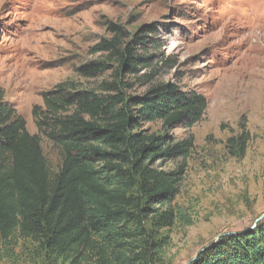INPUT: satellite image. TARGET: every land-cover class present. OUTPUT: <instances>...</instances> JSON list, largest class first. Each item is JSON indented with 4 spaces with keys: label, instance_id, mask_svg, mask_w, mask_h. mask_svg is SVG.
Here are the masks:
<instances>
[{
    "label": "rangeland",
    "instance_id": "rangeland-1",
    "mask_svg": "<svg viewBox=\"0 0 264 264\" xmlns=\"http://www.w3.org/2000/svg\"><path fill=\"white\" fill-rule=\"evenodd\" d=\"M118 27L122 48L131 44L145 59L135 71L119 70L97 48ZM167 83L207 104L191 129L142 127L174 142L193 138L185 160L157 163L183 169L175 205L191 224L168 231L166 263L188 264L217 238L264 220V0H0V92L38 136L53 173L61 152L33 116L45 110V96L60 89L104 95L108 85L136 95ZM243 132L239 157L226 142ZM21 244L12 253L0 243V264H31Z\"/></svg>",
    "mask_w": 264,
    "mask_h": 264
},
{
    "label": "trees",
    "instance_id": "trees-1",
    "mask_svg": "<svg viewBox=\"0 0 264 264\" xmlns=\"http://www.w3.org/2000/svg\"><path fill=\"white\" fill-rule=\"evenodd\" d=\"M112 32L98 50L119 70L135 71L145 59L131 44L122 48L119 27ZM104 92L60 89L34 111L38 131L61 152L54 173L38 136L0 92V243L14 253L22 242L20 255L31 264H167L168 231L191 224L175 205L183 169L161 165L185 160L193 138L174 142L142 127L191 129L205 114V98L170 83L136 95L118 85ZM247 142L243 132L226 143L243 157ZM190 264H264V220L222 237Z\"/></svg>",
    "mask_w": 264,
    "mask_h": 264
},
{
    "label": "water",
    "instance_id": "water-1",
    "mask_svg": "<svg viewBox=\"0 0 264 264\" xmlns=\"http://www.w3.org/2000/svg\"><path fill=\"white\" fill-rule=\"evenodd\" d=\"M261 218H264V215L261 216ZM252 228H254V227H252ZM252 228H250L249 230H251ZM219 238H220V237H219ZM219 238H217L213 243H211V244H209V245L203 247L201 250H199V251L197 252V254L195 255V257H194V258H193L188 264H190V263H192L194 260H196V258H197L202 252H204V251L207 250L208 248H211V247L215 246L216 243L218 242Z\"/></svg>",
    "mask_w": 264,
    "mask_h": 264
}]
</instances>
